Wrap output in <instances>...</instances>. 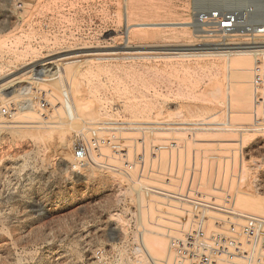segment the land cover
Here are the masks:
<instances>
[{"label": "rangeland", "instance_id": "rangeland-1", "mask_svg": "<svg viewBox=\"0 0 264 264\" xmlns=\"http://www.w3.org/2000/svg\"><path fill=\"white\" fill-rule=\"evenodd\" d=\"M220 2L0 0V95L51 61L74 115L53 93L47 112L0 126V264L247 263L245 227L264 220V52L167 51L220 48L193 15Z\"/></svg>", "mask_w": 264, "mask_h": 264}, {"label": "built area", "instance_id": "built-area-1", "mask_svg": "<svg viewBox=\"0 0 264 264\" xmlns=\"http://www.w3.org/2000/svg\"><path fill=\"white\" fill-rule=\"evenodd\" d=\"M231 3H217L212 6H203L195 8V27L205 34V36L211 40L216 41V45L221 48L225 47H253L260 46L264 43V4L257 3V0H244V4H238L239 0H230ZM45 62L34 69L28 70L23 73L25 76L13 77L9 80L13 81V85L5 90L0 95V122L1 127H8L7 124H14L13 120L17 113L32 112L39 115L47 112L52 103L53 93L60 95L59 106L64 110V113L68 120H73V99L70 94V90L64 75L60 71V66H54ZM254 78L252 86L254 89V115L259 120V114L264 111V63L257 64L255 66ZM5 94H10L8 97H4ZM2 98H5L3 100ZM257 114L259 116H257ZM5 124V125H1ZM0 127V128H1ZM91 145L84 144L75 151L74 157L76 161H84L89 156ZM154 191V190H153ZM252 218V217H251ZM254 218V217H253ZM256 221H248L252 223V226L245 227L247 234L249 235L251 251L249 254V260L246 264L253 262L252 258L256 250L261 249L264 251V220L261 218H254ZM202 227V224H200ZM254 228V229H253ZM197 233V234H196ZM192 244L198 239L202 240V233H192ZM244 238L242 236H238ZM247 240L246 238H244ZM202 242V241H201ZM190 243V244H191ZM189 244V245H190ZM204 244V242H203ZM200 243V247L197 246V242L193 247L205 248ZM229 245L233 248L236 247L240 250L230 251L238 252L240 254H247L243 249V245L240 242H229ZM197 252V249H194ZM226 250V248H223ZM201 250V249H200ZM188 251V250H187ZM227 251V250H226ZM243 251V253L241 252ZM190 254V252H188ZM198 253V252H197ZM192 254V259H202L206 264H210V261L204 260V253L201 255ZM221 255V254H220ZM219 255V256H220ZM219 261V260H214ZM214 264V263H213ZM219 264V262H218Z\"/></svg>", "mask_w": 264, "mask_h": 264}, {"label": "bare ground", "instance_id": "bare-ground-1", "mask_svg": "<svg viewBox=\"0 0 264 264\" xmlns=\"http://www.w3.org/2000/svg\"><path fill=\"white\" fill-rule=\"evenodd\" d=\"M201 3V2H199ZM168 24V23H166ZM165 24V25H166ZM191 23H186V22H181V23H177V24H171V25H180L181 28L183 27H187L185 25H188ZM184 25V26H182ZM168 52H170L171 54H191V55H219V56H223L225 58H229L231 59V57L235 56V55H242V54H248V53H253V52H264V45H260V46H253V47H225V48H199V49H169L167 50ZM49 64H53L52 62H50ZM5 84V85H4ZM3 86H1V88L5 89V87L8 85L6 83H4Z\"/></svg>", "mask_w": 264, "mask_h": 264}]
</instances>
